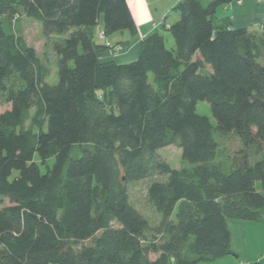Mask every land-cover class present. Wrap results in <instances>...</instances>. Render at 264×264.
<instances>
[{
	"label": "trees",
	"instance_id": "obj_1",
	"mask_svg": "<svg viewBox=\"0 0 264 264\" xmlns=\"http://www.w3.org/2000/svg\"><path fill=\"white\" fill-rule=\"evenodd\" d=\"M232 1L179 2L121 64L95 28L136 36L126 0H0V264L215 262L234 255L228 220L264 222V25L217 24ZM22 18L57 37V84ZM147 179L154 222L129 192Z\"/></svg>",
	"mask_w": 264,
	"mask_h": 264
},
{
	"label": "crops",
	"instance_id": "obj_2",
	"mask_svg": "<svg viewBox=\"0 0 264 264\" xmlns=\"http://www.w3.org/2000/svg\"><path fill=\"white\" fill-rule=\"evenodd\" d=\"M126 1L135 17L138 34L133 36L128 31H121L110 35L107 40L116 46L124 45L125 48L118 55L111 54L108 50L103 60H113L121 64L132 62L140 53L143 39L160 30L174 7L183 0ZM200 1L207 5L212 0ZM216 13L217 24H227L232 29L260 28L264 25V0H233L220 6ZM171 20L175 21L176 17L167 20V27L174 22ZM98 29L99 32L103 30L102 25ZM101 43L105 44V41ZM228 227L232 234L234 255H230L228 259H221L219 264H264V251H260L264 243V222L228 220Z\"/></svg>",
	"mask_w": 264,
	"mask_h": 264
},
{
	"label": "rangeland",
	"instance_id": "obj_3",
	"mask_svg": "<svg viewBox=\"0 0 264 264\" xmlns=\"http://www.w3.org/2000/svg\"><path fill=\"white\" fill-rule=\"evenodd\" d=\"M174 20H171L173 22ZM175 22V21H174ZM101 25L98 26V28ZM97 29L95 40L98 43L105 41V44L107 43V40L99 35V29ZM20 33L23 34L26 42L29 46L35 49L36 54L40 57L41 62L44 65H48L52 72L51 77L47 79V82L51 85L57 84L58 81V56L53 51V43L57 39V37H53L52 39L46 37L45 33L42 31V26L39 22L30 20L27 18L21 19V25L19 26ZM168 38L167 47L171 48L173 46V40L172 37H170L169 34H165ZM122 45V44H121ZM125 48L124 45L121 47L119 45H111L108 47V50L111 52V54L118 55L123 49ZM10 109V105L7 104L6 100L2 98V102L0 104V115L3 114V112ZM197 113L199 115H204L209 118L210 122L216 126V120L213 116V113L210 110L209 104L207 102L201 101V103L197 106ZM224 144L231 149H235L237 144L233 138H229L227 140H224ZM158 155H160L163 159H165L168 164L175 169L182 168V166L188 165L182 158V149L176 147L175 145H170V147L161 148L158 151ZM49 163L52 165L53 160H50ZM42 172H45V168L42 167ZM165 178V177H164ZM151 183L150 180H143L142 182L133 183L129 187V192L131 193V203L137 208L138 211H141V213L151 220V222H154L153 220L156 218L151 206L147 202V192L146 189L148 188L149 184ZM1 200V199H0ZM9 204V200H5L4 204L2 206H7ZM1 208V205H0ZM158 215V214H157ZM260 251H264V243H262V248ZM229 256L222 258V259H228ZM221 259H219L216 262H208V263H197V264H219Z\"/></svg>",
	"mask_w": 264,
	"mask_h": 264
},
{
	"label": "built area",
	"instance_id": "obj_4",
	"mask_svg": "<svg viewBox=\"0 0 264 264\" xmlns=\"http://www.w3.org/2000/svg\"><path fill=\"white\" fill-rule=\"evenodd\" d=\"M101 36H103V37H104V35H102V34H101ZM104 38H105V37H104ZM111 45H112L111 41H110V42H109V41H107V43H106V46H107V47H110Z\"/></svg>",
	"mask_w": 264,
	"mask_h": 264
}]
</instances>
